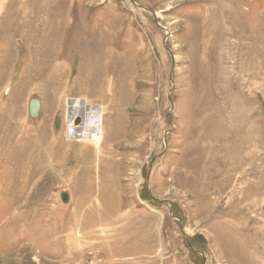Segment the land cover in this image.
<instances>
[{
	"label": "rangeland",
	"instance_id": "1",
	"mask_svg": "<svg viewBox=\"0 0 264 264\" xmlns=\"http://www.w3.org/2000/svg\"><path fill=\"white\" fill-rule=\"evenodd\" d=\"M3 2L0 264H264V0Z\"/></svg>",
	"mask_w": 264,
	"mask_h": 264
},
{
	"label": "water",
	"instance_id": "2",
	"mask_svg": "<svg viewBox=\"0 0 264 264\" xmlns=\"http://www.w3.org/2000/svg\"><path fill=\"white\" fill-rule=\"evenodd\" d=\"M40 106H41V102L39 99L37 98H31L28 102V113L31 117H35L37 116V114L39 113L40 110ZM56 125H58L59 123V119L57 118L55 120ZM67 196L66 195H62V200H66Z\"/></svg>",
	"mask_w": 264,
	"mask_h": 264
},
{
	"label": "bare ground",
	"instance_id": "3",
	"mask_svg": "<svg viewBox=\"0 0 264 264\" xmlns=\"http://www.w3.org/2000/svg\"><path fill=\"white\" fill-rule=\"evenodd\" d=\"M3 3H4L3 0H0V5L3 4ZM252 254H253V253H252Z\"/></svg>",
	"mask_w": 264,
	"mask_h": 264
},
{
	"label": "crops",
	"instance_id": "4",
	"mask_svg": "<svg viewBox=\"0 0 264 264\" xmlns=\"http://www.w3.org/2000/svg\"><path fill=\"white\" fill-rule=\"evenodd\" d=\"M248 253L250 254V251H249ZM253 254H254V253H253ZM253 254H250V255L252 256Z\"/></svg>",
	"mask_w": 264,
	"mask_h": 264
}]
</instances>
